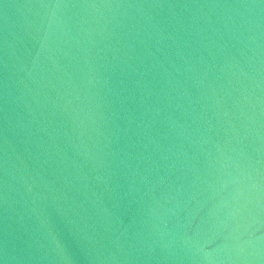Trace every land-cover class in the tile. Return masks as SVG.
<instances>
[{
	"label": "water",
	"instance_id": "1",
	"mask_svg": "<svg viewBox=\"0 0 264 264\" xmlns=\"http://www.w3.org/2000/svg\"><path fill=\"white\" fill-rule=\"evenodd\" d=\"M0 264H264V0H0Z\"/></svg>",
	"mask_w": 264,
	"mask_h": 264
}]
</instances>
